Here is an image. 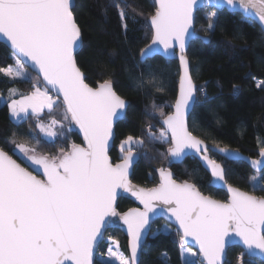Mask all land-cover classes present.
<instances>
[{"label": "snow or ice", "instance_id": "obj_1", "mask_svg": "<svg viewBox=\"0 0 264 264\" xmlns=\"http://www.w3.org/2000/svg\"><path fill=\"white\" fill-rule=\"evenodd\" d=\"M237 4L246 22H258L264 31V0H217L218 8H235ZM155 5L147 21L152 41L140 56L144 59L161 47L174 55L178 47L183 75L171 114L152 105L153 112L162 118V128L157 135L148 124V139L169 145V163L182 161L188 151L202 154L213 176L223 181V169L206 155L208 148L189 131L186 121L198 91L189 74L186 48L190 39H199L194 24L201 0H155ZM119 17L127 31L128 17L122 8ZM206 18L207 34L215 28L217 12ZM0 37L10 42L15 58V67L0 68V72L28 82L24 69L30 62L44 82L43 89L33 83L30 95L11 100L8 108L12 117L22 120L30 109L39 118L44 109L51 113L62 97L63 119L74 122L84 139V146L72 143L51 156L37 155L35 148L13 139V151L18 149L38 172L42 169L43 179L0 148V264H93V249L109 226V218L120 215L115 207L119 189L131 192L143 205L142 211L131 209L120 216L131 237V258L109 248L119 264H137L142 235L153 215H167L169 220L174 217L182 230L181 239L187 243L186 238L191 237L206 264H226V248L237 237L248 254H264V197L229 186L227 202L214 200L193 184L177 183L165 168L159 169L157 187L137 190L129 181V168L135 159L132 145L143 147L144 141L131 135L121 145L127 153L122 162L111 161L109 142L114 124L126 118L129 104L116 93L110 79L95 87L86 82L77 61L82 32L74 17L73 0H0ZM148 84L157 92L164 91L155 79ZM256 87L264 90V80L257 81ZM234 91H238L237 86ZM15 94L16 90L10 89V95ZM57 123L53 119L50 125L38 122L36 127L46 136L56 137ZM252 163L264 166V160ZM185 251L196 255L191 249ZM184 264L196 262L185 257Z\"/></svg>", "mask_w": 264, "mask_h": 264}, {"label": "trees", "instance_id": "obj_2", "mask_svg": "<svg viewBox=\"0 0 264 264\" xmlns=\"http://www.w3.org/2000/svg\"><path fill=\"white\" fill-rule=\"evenodd\" d=\"M75 1L73 13L83 39L77 61L86 82L95 87L98 82L110 79L116 93L130 103L126 118L116 126V141L110 153L112 161H122L119 147L129 135L143 139V147L136 146L135 150L140 160L134 168L133 184L155 188L160 183L159 169L165 168L172 172L176 181L188 182L205 196L227 201L225 192L210 187L211 177L197 159L187 158L181 164L169 163V145L148 139V124L153 125V132L157 135L162 128V118L153 112L152 105L156 104L166 114H171L180 80L176 59L167 61L156 57L146 62L140 59V51L152 41V30L147 21L155 12V0ZM117 4L120 8L116 7ZM121 8L128 17L127 31L119 17ZM213 11L209 8L200 10L195 24L196 33L207 37L209 43L196 40L188 52L191 75L198 89L189 128L209 145L237 150L257 158L264 149V90L256 87L257 81L264 80V33L255 23L246 22L240 14L223 11L217 12L215 28L206 34L204 29L209 22L206 17ZM14 65L13 53L0 42V68ZM26 71L28 82L13 80L0 72V148L28 168L27 158L18 149L13 151V139L35 148L37 155L46 156L59 154L61 148L68 149L72 143L83 146L84 141L73 123L63 119L65 107L60 100L51 113L45 112L39 118L29 115L20 123L11 120L8 104L2 101L10 89L29 94L33 91V83L43 86L37 75L27 68ZM150 79H155L164 91L157 92L148 84ZM234 86L238 91H234ZM51 119L64 124L67 134L47 141L36 124ZM209 156L223 166L229 185L264 197L261 190L264 189V171L255 173L244 162H230L213 153ZM253 177L256 179L253 180ZM133 208V202L121 199L117 211L124 214ZM107 237L117 239L121 251L129 257L127 239L121 232L111 230ZM107 247V242L100 247L95 264H113L105 258ZM182 247L179 232L159 220L152 226L140 264H184ZM241 253L244 252L239 247L229 249L226 264H264L249 259L245 254L239 260Z\"/></svg>", "mask_w": 264, "mask_h": 264}, {"label": "water", "instance_id": "obj_3", "mask_svg": "<svg viewBox=\"0 0 264 264\" xmlns=\"http://www.w3.org/2000/svg\"><path fill=\"white\" fill-rule=\"evenodd\" d=\"M223 2V0H221V3ZM75 4H76V1L73 0V10L75 8ZM205 8H209V9H213L215 10L216 12H223V11H227L229 13H237V14H240L242 17L245 18V14H243L242 10L239 8V5L237 4V6L235 8H232L231 6H227V5H224L223 7H220L218 8L217 7V0H201V7H199L197 9V11L195 12V24H196V17H197V13L202 10V9H205ZM255 23L261 30V25L258 23V22H253ZM195 24H194V27H195ZM264 33V31H262ZM196 36L199 37V39H190L189 42H188V46L186 48V55H187V58L189 60V57H188V52H189V49H190V46L191 44L196 41V40H201L203 41L204 43H209V39L205 36H201L199 35L198 33H196ZM0 42L5 44L7 46V48L13 53V50L11 49L10 47V42H8L6 40V38H3V37H0ZM151 44V43H150ZM82 47H83V39H82ZM82 47L78 50L77 52V56L79 55V53L81 52L82 50ZM148 47V46H147ZM146 47V48H147ZM174 55L173 54H169V53H165L163 48L161 47L159 51H157L156 53L142 59L141 56H140V59L142 62H146L147 60H152L156 57H161L167 61L169 60H173V59H176L179 63V69H180V79H181V76L183 75V69H182V66H181V63H180V52H179V48L176 47L174 50ZM14 55V54H13ZM25 68L29 69L31 72H33L35 75H37V77H39V79L42 81L43 83V86H44V82H43V79H42V76H39L38 75V70H35L31 67L30 65V62L25 66ZM189 74L191 75V62L189 60ZM192 76V75H191ZM86 77V76H85ZM193 79V78H192ZM194 82V80H193ZM195 84V82H194ZM196 85V84H195ZM114 87V86H113ZM179 87H180V80H179ZM115 90V89H114ZM52 94L55 96V92H52ZM178 95H179V88H178ZM177 95V97H178ZM196 99H197V92L195 94V102L192 103L191 107H190V111L186 117V121H187V124H188V128H189V120H190V117H191V114L194 110V106H195V103H196ZM58 100H60L62 102V97H60ZM129 105L130 103L128 101H126ZM128 111V109H127ZM174 111V109H173ZM127 115V113H126ZM125 119V118H124ZM124 119H120L118 121H116V123L114 124V136L113 138L110 140L109 144H110V147H109V157H110V153L114 147V144H115V141H116V126L118 125V123H120L121 121H123ZM73 125L75 126V128L77 129V131L82 135V138H83V134L82 132L80 131L79 127L77 125H75L74 122H72ZM161 126H162V123H161ZM189 131H190V128H189ZM191 132V131H190ZM192 133V132H191ZM193 134V133H192ZM194 135V134H193ZM195 136V135H194ZM198 138V137H197ZM199 139V138H198ZM201 140V139H200ZM84 141V139H83ZM204 142V141H203ZM204 145L208 148V152L206 153V155L211 159V157L209 156V153H213V154H216L224 159H226L227 161H230V162H244L246 163L250 169L255 172V173H262L264 171V166H257V165H253L252 161H260V160H264V157L261 156V152H259L257 158H251V157H248L244 154H242L241 152L237 151V150H233V149H226V148H219V147H215V146H212V145H209L207 144L206 142H204ZM84 146V144H83ZM187 151V150H186ZM133 155L135 157L134 159V162L133 164L131 165V167L129 168V181H130V184L133 188L135 189H140V188H144V187H141V186H138V185H135L132 183V175H133V172H134V168L136 166V164L138 163V161L140 160V155L138 153H135L133 152ZM187 158H195L199 161V163L201 164V166L203 167V169L210 175L211 177V183H210V187L215 189V190H220V191H223L225 192L227 195H228V198H229V193H228V187L231 186L227 183L226 181V175H225V169L223 168V166L220 164V163H217L216 161V164H218L220 166V168L223 169L224 171V180L221 181L218 179V177L216 176H213L212 174V168L211 166L207 163V161L205 159L202 158V154H196L192 151H188V154L185 155L183 158H182V161L180 162H172L174 164H181L182 162H184ZM14 159V158H13ZM111 159V158H110ZM171 159V158H170ZM15 160V159H14ZM212 160V159H211ZM112 161V159H111ZM17 162V161H16ZM113 162V161H112ZM122 162V161H120ZM119 162V163H120ZM19 163V162H17ZM114 163V162H113ZM20 164V163H19ZM21 165V164H20ZM27 165H28V168L25 167L28 171H31L34 175H37L38 178H41L43 179V174H42V169L39 170V172L37 171V167L36 166H33L30 161L27 160ZM21 167H24L21 165ZM172 173V172H171ZM160 175V173H159ZM173 175V174H172ZM173 179H174V175H173ZM175 180V179H174ZM176 181V180H175ZM177 183H181V182H178L176 181ZM184 183V182H182ZM181 183V184H182ZM233 188H236L234 186H231ZM144 189H148V188H144ZM197 189V188H196ZM239 189V188H238ZM198 190V189H197ZM241 190V189H239ZM120 195L117 197V200H116V204H115V207H116V210H117V207H118V204H119V201L121 199H128L130 200L131 202L134 203L135 205V208L133 209H140L141 211L143 210V205L139 202V200L136 199L135 196H133L131 194V192H125L123 189H119L118 190ZM199 191V190H198ZM242 191V190H241ZM244 192V191H243ZM247 193V192H246ZM249 194V193H248ZM249 195H252V194H249ZM209 197V196H208ZM212 198V197H211ZM214 199V198H212ZM216 200V199H214ZM222 202H227V201H222ZM130 211V210H129ZM129 211H127L126 213H128ZM118 212V211H117ZM119 213V212H118ZM120 214V213H119ZM125 214V213H124ZM123 214H120L119 216H115V217H110V224L109 226L104 229V234L101 238H99V242L97 243V245L94 247L93 249V264H95L96 262V259H97V254H98V251L100 249V247L105 243L106 241V236L108 235V233L111 231V230H117L119 232H121L127 239V248H128V255H129V258H131V237L129 236L128 234V230H127V225H125L123 223V221L120 219V216H122ZM151 215V214H150ZM159 220H162L164 221L165 223H167L168 225L172 226L173 228H175L180 236H182V230L179 229V225L175 222V218L173 217L171 220H169L168 216L167 215H153L152 216V220L150 221V224L148 226V228L146 229V231L143 233L142 235V240H141V248L140 250L138 251V261H137V264H140L141 263V259H142V252H143V248L148 240V237L151 233V230H152V226ZM187 239V243H185L184 240H182V244L184 247H189L191 249H193L194 251L197 252V254L199 255V261L202 263V264H206V261L203 259V256L200 254L199 252V246L195 243V241L192 240L191 237H188L186 238ZM233 247H239L242 249V251L244 252V254L251 260H259L261 261L262 263H264V254H260V253H255V254H248L245 250V248L243 247V245L240 243L239 241V238H234V241L231 242L227 248H226V256L224 257V260L226 262L227 260V254H228V251L229 249L233 248ZM241 264H244V263H241Z\"/></svg>", "mask_w": 264, "mask_h": 264}, {"label": "rangeland", "instance_id": "obj_4", "mask_svg": "<svg viewBox=\"0 0 264 264\" xmlns=\"http://www.w3.org/2000/svg\"><path fill=\"white\" fill-rule=\"evenodd\" d=\"M12 67H15V65L14 66H12ZM24 73L26 74V76H27V78L29 77L28 76V73H27V71H26V68L24 69ZM8 77V76H7ZM10 78V77H9ZM40 86V85H39ZM41 87V89H43L44 88V86H40ZM16 90V94L15 95H10V92H9V94L7 95V96H5L3 99H2V101L3 102H7V104H10L11 103V100H13V99H15V100H20V99H22V97L24 96V95H30L31 93H29V94H22L18 89H15ZM52 94V93H51ZM53 95V94H52ZM54 96V95H53ZM55 97V96H54ZM58 101V100H57ZM9 109V108H8ZM45 112H49V110L48 109H44V111H43V113L42 114H44ZM41 114V115H42ZM22 116H23V114H21ZM29 115H32L31 114V110L29 109V114H28V116ZM9 116H10V118H11V120L13 121V122H15V123H20V122H22L23 120H25L26 118H24V119H22V120H18V119H16V118H13L12 117V115H11V112H10V109H9ZM53 119H51L49 122H42L43 124H45V125H50L51 124V121H52ZM68 124V123H67ZM66 124V125H67ZM64 125V124H63ZM69 125V124H68ZM70 127V126H69ZM38 130H39V132L41 133V135H42V137L45 139V140H47V141H54L55 139H57V138H59V137H62V136H65L66 134H67V127L64 125V126H62L61 127V124H59V122L57 123V125H55L54 126V130L55 131H57V133H58V135L56 136V137H48V136H46L43 132H41L40 131V129L38 128ZM127 147V146H126ZM132 148H133V152H135L136 153V145H132ZM119 149H120V151H121V157H123V156H125L127 153L126 152H124V151H122L121 150V146L119 147ZM177 231V230H176ZM105 242H107V244H108V247H107V253H106V259L108 260V261H110V262H112L113 264H119V262L118 261H116L115 260V258L114 257H112L111 256V254H110V252H109V248H111L113 251H117L119 254H121V255H123L125 258H128V259H130L128 256H126L122 251H121V249H120V244H119V241L117 240V239H114V238H108L107 236H106V241ZM186 249H191V248H189V247H182L181 248V258H182V261L184 262V258L185 257H187V258H189V259H191V260H194L195 262H196V264H202L200 261H199V255L197 254V252L196 251H194L193 249H191V252H193V253H196V255L195 256H191L187 251H185ZM182 251H183V255H182Z\"/></svg>", "mask_w": 264, "mask_h": 264}, {"label": "built area", "instance_id": "obj_5", "mask_svg": "<svg viewBox=\"0 0 264 264\" xmlns=\"http://www.w3.org/2000/svg\"><path fill=\"white\" fill-rule=\"evenodd\" d=\"M51 94V93H50ZM52 95V94H51Z\"/></svg>", "mask_w": 264, "mask_h": 264}]
</instances>
